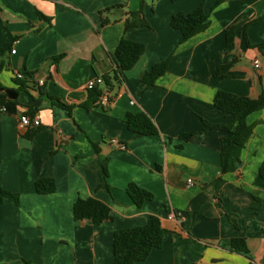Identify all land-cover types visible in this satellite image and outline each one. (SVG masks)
Wrapping results in <instances>:
<instances>
[{
	"label": "crops",
	"instance_id": "0c3cea01",
	"mask_svg": "<svg viewBox=\"0 0 264 264\" xmlns=\"http://www.w3.org/2000/svg\"><path fill=\"white\" fill-rule=\"evenodd\" d=\"M218 1L0 0V51L11 43L0 73V108L7 109L0 111V183L20 195L19 206L0 205V264H115V232L143 226L153 215L168 235L137 264H264V109L247 118L253 135L233 173L221 172L225 132L203 124L232 122L214 105L219 91L253 99L264 91V51L255 47L264 42V0ZM200 6L209 27L182 42L172 17ZM139 10L149 26L126 29L129 13ZM258 19L245 36L244 26ZM234 25L235 48L227 53L226 31ZM122 38L144 44L145 53L116 84L110 106L88 110L82 105L87 83L115 69ZM167 59L166 73L145 89V74ZM18 71L34 80L17 79ZM36 101L42 130L30 140L19 123ZM141 111L159 135L129 130L127 114ZM192 132L189 142L180 140ZM93 144L109 159L106 177ZM41 178L54 179L57 191L40 195ZM130 183L154 199L137 206L127 193ZM79 198L104 202L112 219L76 221ZM232 239H243L246 251L233 248Z\"/></svg>",
	"mask_w": 264,
	"mask_h": 264
},
{
	"label": "trees",
	"instance_id": "16d2710c",
	"mask_svg": "<svg viewBox=\"0 0 264 264\" xmlns=\"http://www.w3.org/2000/svg\"><path fill=\"white\" fill-rule=\"evenodd\" d=\"M174 2L175 0H171ZM225 0H219L217 5ZM106 11L102 12L103 15ZM43 20L51 22V20L45 17L42 13H39ZM254 20L244 26V34L246 36L247 28L250 24L258 22ZM109 21L103 19V24H107ZM171 27L182 33V42H186L194 36L204 32L209 27V14H207L200 6L192 13H176L171 20ZM149 26L148 21L143 15V10L137 12H130L129 18L125 23V28L130 29L133 27ZM237 25L232 26L226 31V52L230 53L235 48V40L237 35ZM10 44L8 43L0 51V73L4 67L3 56L4 53L9 50ZM247 44L251 47L249 41ZM253 47V46H252ZM260 51H264V42L255 46ZM146 47L142 43L134 42L122 38L114 53L115 69L107 75L103 76L104 85H99L96 88L89 90V94L83 107L88 110H92L99 106V102L105 90L113 91L116 84L122 83L123 74L132 70L142 55L145 53ZM60 58V57H59ZM58 59V58H57ZM169 59L156 64L152 69L147 72L143 78L144 88L148 89L155 85L157 79L163 76L168 68ZM226 68L223 66L219 68L215 74L221 75L222 71ZM225 77L224 75H222ZM21 87H25V84L21 82ZM40 101H36L34 108H32L27 115L34 116L38 111ZM54 105L72 111L73 107L64 104L62 101L55 99ZM214 105L216 108L225 114L231 115L232 122L228 125L211 124L206 120H203L205 130H221L225 132L222 137V151H221V172L222 174L233 173L238 171L243 162L241 159V153L246 147L250 138L253 135V126L249 125L247 118L260 110L264 109V91L256 98H249L245 96L235 95L225 91H219L214 99ZM129 130L141 135V136H157L159 135V129L152 120V118L145 112L128 113L126 121ZM41 127L30 129L24 136L28 139H33L40 131ZM195 132L186 133L180 136L182 142H189L195 136ZM96 153L101 156V147L98 144H93ZM54 153V152H53ZM108 164L109 159L101 156V167L103 176H108ZM260 176L264 178V163L260 167ZM36 191L40 195H49L57 191V185L52 178H41L36 181ZM127 193L134 201V203L141 207L146 202L152 201L154 195L139 187L135 183H130L127 187ZM253 198L255 196L253 195ZM6 200L13 201L16 205H20V195L5 190L0 183V205ZM74 219L76 221H91L93 224L100 225L107 220L112 219L111 209L104 202L96 198L82 199L79 198L74 204ZM168 230H166L161 223L158 216L153 215L149 218L146 224L134 228L124 229L116 231L114 234V262L115 264H137L147 260L153 250L161 248ZM231 245L233 248L246 251V244L243 239H232ZM25 264H33L30 261L25 260Z\"/></svg>",
	"mask_w": 264,
	"mask_h": 264
},
{
	"label": "built area",
	"instance_id": "2783aa9c",
	"mask_svg": "<svg viewBox=\"0 0 264 264\" xmlns=\"http://www.w3.org/2000/svg\"><path fill=\"white\" fill-rule=\"evenodd\" d=\"M12 53H16L15 50L12 51ZM255 67L259 68L260 67V61H255ZM16 78L19 80H28V81H33V77H27L26 75H24L23 73H21L20 71L15 73ZM38 85L39 86H43L45 84V80L44 79H39L38 80ZM99 85H104V79L102 76L99 77H95L93 79H91L88 83H87V89L88 90H92L94 88H96ZM111 99H112V93L109 90H105L103 93V96L101 97V100L99 102V107L103 108V109H107L110 104H111ZM0 111L2 112H6L7 109L5 107H1ZM20 126V130L21 132H23L24 134H26L30 129L33 128H38L41 126V118L39 115H34L29 116L27 114H25L19 123ZM111 143L114 145H117L119 149L121 150H127V146L123 143H121L118 139H112ZM189 184H193L192 180H189Z\"/></svg>",
	"mask_w": 264,
	"mask_h": 264
},
{
	"label": "water",
	"instance_id": "95a60500",
	"mask_svg": "<svg viewBox=\"0 0 264 264\" xmlns=\"http://www.w3.org/2000/svg\"><path fill=\"white\" fill-rule=\"evenodd\" d=\"M11 92V91H10Z\"/></svg>",
	"mask_w": 264,
	"mask_h": 264
}]
</instances>
